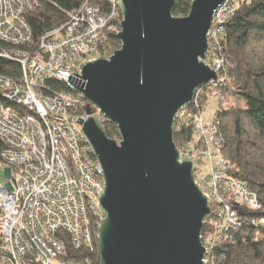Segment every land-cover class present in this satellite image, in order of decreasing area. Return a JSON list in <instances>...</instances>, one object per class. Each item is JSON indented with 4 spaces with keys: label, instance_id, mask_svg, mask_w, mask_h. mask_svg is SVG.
<instances>
[{
    "label": "built area",
    "instance_id": "2783aa9c",
    "mask_svg": "<svg viewBox=\"0 0 264 264\" xmlns=\"http://www.w3.org/2000/svg\"><path fill=\"white\" fill-rule=\"evenodd\" d=\"M47 1L0 0V42L6 44L0 48V57L21 65L19 78L0 74V139L5 144L0 154L5 165L0 173V264H101L100 254L98 258L91 254L97 233L94 227L101 219L98 196L105 191V176L78 122L86 119L79 111L82 101L67 91L48 95L42 90L50 80L73 88L69 75H81L85 60L103 56L107 33H119L124 16L120 0H81L77 7L65 10L62 26L45 31L36 40L27 15L43 11ZM238 8V0H225L216 9L208 33L205 62L218 77L203 86L218 88L216 111L229 105L223 96L226 91L220 93L229 78L223 75L226 65L214 48L220 51L227 40V25ZM203 86L196 90L192 104L178 111L175 132L184 128L192 132L180 149L195 159V181L212 206L206 223L215 232L213 243L209 246L207 236L202 237L205 262L214 264L212 248L230 241L229 229L238 230L242 224L237 206L262 208L247 184L229 174L224 157L213 168V175L199 174L207 152L195 145L203 138L217 149L225 145L220 122L205 121L189 109H204ZM259 223L264 226V219ZM68 239L75 252L87 249L90 256L70 257Z\"/></svg>",
    "mask_w": 264,
    "mask_h": 264
},
{
    "label": "water",
    "instance_id": "95a60500",
    "mask_svg": "<svg viewBox=\"0 0 264 264\" xmlns=\"http://www.w3.org/2000/svg\"><path fill=\"white\" fill-rule=\"evenodd\" d=\"M224 1L193 0L188 15L175 16V0H120L121 47L69 75L88 103L78 122L104 170L101 264H206L202 235L212 206L195 181V159L175 143V117L218 77L205 61ZM105 119L120 142L105 133Z\"/></svg>",
    "mask_w": 264,
    "mask_h": 264
},
{
    "label": "trees",
    "instance_id": "16d2710c",
    "mask_svg": "<svg viewBox=\"0 0 264 264\" xmlns=\"http://www.w3.org/2000/svg\"><path fill=\"white\" fill-rule=\"evenodd\" d=\"M81 0H50L44 10L37 14H28L27 19L36 40L50 29L60 27L65 23V10L79 5ZM193 0H175L173 14L186 16L191 10ZM6 44L0 42V48ZM121 46L117 33H107L104 55ZM223 54L231 62L232 69L226 75L227 94L238 98L243 105L234 102L226 108L217 110V120L220 122V132L224 136V156L230 165L229 174L247 184L255 192L263 205L261 210H251L245 206H237L242 224L238 230L229 229L230 241H224L216 247L214 264H264V226L259 222L264 219V0H240L236 15L227 25V40L223 44ZM0 74L19 78L21 65L18 62L0 57ZM208 85L203 86L204 95ZM45 94L61 91L78 96L82 103L81 113H87L88 103L75 89L65 82L50 80L42 90ZM93 113L97 109L90 107ZM108 137H120L117 125L105 119L103 121ZM192 138L191 129L177 130L175 143L182 147L184 140ZM5 144L0 139V154ZM258 223V224H255ZM210 226V227H209ZM95 225L94 231H97ZM212 230L210 222L204 227V235ZM95 250L92 257L98 258L99 245L97 233L94 234ZM69 255L82 259L90 256V251L73 250L68 239Z\"/></svg>",
    "mask_w": 264,
    "mask_h": 264
},
{
    "label": "rangeland",
    "instance_id": "374dc122",
    "mask_svg": "<svg viewBox=\"0 0 264 264\" xmlns=\"http://www.w3.org/2000/svg\"><path fill=\"white\" fill-rule=\"evenodd\" d=\"M239 2H240V0H238ZM124 20V19H123ZM122 20V21H123ZM106 37H107V35H106ZM216 37H218V35H216ZM219 38V37H218ZM224 43H225V41H224ZM121 47V46H120ZM119 47V48H120ZM119 48H117V49H115V50H118ZM223 46H222V48L220 49V51H217L215 48H214V50H215V53H216V56H218L221 60L223 59V61H222V63H224V65H226L225 66V69H227V71L226 72H229L231 69H232V66H234V64L232 65L231 64V62H229L228 60H226L225 58H223V56H225L224 54H223ZM115 50L111 53V55L115 52ZM110 55V56H111ZM110 56H105L104 54H103V58H109ZM216 56H214V57H216ZM225 59V60H224ZM209 89H212L213 90V92H214V94L212 95V94H210L209 92ZM222 91H225V90H220V93H223ZM219 93V90H218V88L216 89V87H212V86H210V87H208V91H207V94L206 95H204V99H203V105H204V109L203 110H200V112H198V110H193V108H189L190 109V111H196L195 113H196V115L197 114H199V115H201V117L205 120V121H216L217 120V111H216V109L219 107V102H217V100H218V94L217 93ZM209 94V95H208ZM223 96L225 97V100H226V102L228 101V104L230 103H234V102H236V103H238V105H243V102L242 101H240L238 98H234V97H232V96H230V94H227L226 96L223 94ZM222 96V97H223ZM85 115H86V118H87V116H88V114L87 113H84ZM97 114V113H96ZM220 128V127H219ZM209 135V134H208ZM117 142H120V140H121V137H119V138H116L115 139ZM189 140H184L182 143V146L183 145H187V142H188ZM197 146V148H200V150H201V152H203V151H206L207 152V154L206 155H204L203 156V158L201 159V162H202V164H203V166H202V168H201V171L199 172V174L200 175H205V177H209V176H211V175H213V168L214 167H217L218 166V164H219V161H220V159L221 158H225L226 160H227V158L224 156V152H223V149H224V147H225V145L223 146V148H219V149H217L216 147H214L213 146V144L212 143H210V142H208V144H207V142H206V139L205 138H203V142L201 143V144H196L195 145V147ZM197 154V153H196ZM210 156H213V159L210 157ZM228 161V160H227ZM4 171H5V165H4V163L0 160V173H4ZM253 192V191H252ZM255 195H256V198H257V200H258V202H259V204L261 205V208L263 209V205H262V203L260 202V200H259V198H258V196H257V194L255 193V192H253ZM213 216V215H212ZM213 217H215V215L213 216ZM100 223V222H99ZM255 224H258V223H255ZM210 227V226H209ZM98 228V227H97ZM214 233L215 232H212V231H210L209 230V232L206 234V236H207V239H208V241H207V244H209V246H210V244L211 243H213V241H212V237L214 236ZM203 235H204V232H203ZM202 235V236H203ZM232 240H233V238H232ZM220 242V241H219ZM220 245V244H219ZM215 249H216V247H214V248H212V251H215ZM215 258H216V254H214V252L211 254V261H214L215 260Z\"/></svg>",
    "mask_w": 264,
    "mask_h": 264
}]
</instances>
